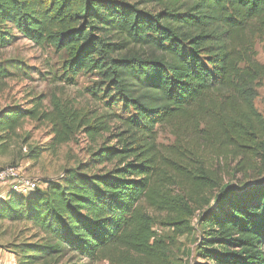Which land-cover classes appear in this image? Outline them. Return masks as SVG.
<instances>
[{
  "label": "trees",
  "instance_id": "trees-1",
  "mask_svg": "<svg viewBox=\"0 0 264 264\" xmlns=\"http://www.w3.org/2000/svg\"><path fill=\"white\" fill-rule=\"evenodd\" d=\"M149 1L157 8L0 0V46L13 29L64 52L66 84L93 77L81 98L52 95L47 107L34 98L29 108L0 111V158L16 166L17 130L29 119L50 123L52 147L78 133L102 140L89 160L112 164L90 176L83 166L65 170L26 196L6 192L0 222L31 223L92 261L172 264L154 226L190 235L191 218L206 207L196 226L207 264H264V118L254 105L264 0ZM158 126L173 143L157 142ZM8 247L17 259L30 250Z\"/></svg>",
  "mask_w": 264,
  "mask_h": 264
},
{
  "label": "rangeland",
  "instance_id": "rangeland-1",
  "mask_svg": "<svg viewBox=\"0 0 264 264\" xmlns=\"http://www.w3.org/2000/svg\"><path fill=\"white\" fill-rule=\"evenodd\" d=\"M140 7L154 10L156 3L149 0H129ZM9 41L0 46V111L15 108H29L35 99H40L43 106H48L52 95L62 98H81L84 88L93 80L90 75H79L73 84H66L61 78V65L66 57L64 52H56L48 45L37 46L30 40L10 29ZM257 60L264 63V36L256 41ZM254 105L264 118V78L256 87ZM85 95V93H84ZM86 96V95H85ZM19 155L15 158L16 166L32 177L39 179V187L45 188L46 181L64 174L65 170L81 168L88 176L103 174L112 164L93 165L89 160L97 144L89 142L82 133L56 147L51 145V125L49 122L26 119L17 130ZM173 136L165 127H157V142L160 145L173 143ZM30 154V157L27 155ZM12 157L0 158V167L10 166ZM239 176V175H238ZM264 178V168L258 178ZM259 179H247L253 185ZM229 181L227 176L224 183ZM234 183V181H232ZM5 190V189H4ZM214 205V202L211 203ZM191 218L194 232L190 235L174 237L171 229L154 226L158 236L170 243L169 258L172 264H207L200 257L201 232L197 224L202 210ZM24 244L25 251L17 259L8 246ZM109 264L105 260L92 261L73 252L67 246L52 240L31 223L0 222V263L1 264Z\"/></svg>",
  "mask_w": 264,
  "mask_h": 264
},
{
  "label": "built area",
  "instance_id": "built-area-1",
  "mask_svg": "<svg viewBox=\"0 0 264 264\" xmlns=\"http://www.w3.org/2000/svg\"><path fill=\"white\" fill-rule=\"evenodd\" d=\"M0 187L5 189V194L13 192L26 196L39 188V179L30 176L18 166H3L0 167Z\"/></svg>",
  "mask_w": 264,
  "mask_h": 264
},
{
  "label": "crops",
  "instance_id": "crops-1",
  "mask_svg": "<svg viewBox=\"0 0 264 264\" xmlns=\"http://www.w3.org/2000/svg\"><path fill=\"white\" fill-rule=\"evenodd\" d=\"M4 194H5L4 188L3 187H0V198L3 197V196H5Z\"/></svg>",
  "mask_w": 264,
  "mask_h": 264
},
{
  "label": "water",
  "instance_id": "water-1",
  "mask_svg": "<svg viewBox=\"0 0 264 264\" xmlns=\"http://www.w3.org/2000/svg\"><path fill=\"white\" fill-rule=\"evenodd\" d=\"M254 185V184H253Z\"/></svg>",
  "mask_w": 264,
  "mask_h": 264
}]
</instances>
